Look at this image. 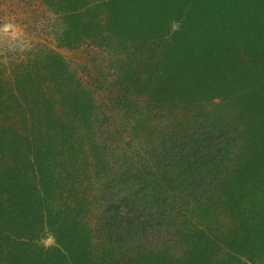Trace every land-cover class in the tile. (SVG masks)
Returning a JSON list of instances; mask_svg holds the SVG:
<instances>
[{"label":"trees","instance_id":"16d2710c","mask_svg":"<svg viewBox=\"0 0 264 264\" xmlns=\"http://www.w3.org/2000/svg\"><path fill=\"white\" fill-rule=\"evenodd\" d=\"M39 1L54 47L0 56V264H264V0Z\"/></svg>","mask_w":264,"mask_h":264},{"label":"rangeland","instance_id":"374dc122","mask_svg":"<svg viewBox=\"0 0 264 264\" xmlns=\"http://www.w3.org/2000/svg\"><path fill=\"white\" fill-rule=\"evenodd\" d=\"M57 27L56 16L39 0H0V56L21 54L25 49L35 46L48 45L53 48L52 32L56 31ZM56 51L76 75L86 83L85 85L91 87V91L103 110L107 111V108L113 110L115 107L106 99L110 95L106 85L109 86L114 74L108 53L88 46L74 50L56 49ZM153 116L159 117L157 120L161 117L168 118L167 121H155L154 125L157 128L166 126L168 134L165 138L169 140V125H171L169 111L162 112L161 110L159 113L154 110ZM185 124L189 128L194 127L198 130L202 122L196 119V121H186ZM185 124L179 128L186 129ZM105 141H107L106 137ZM157 143L161 141L157 140ZM112 148L115 149L113 146ZM41 243L44 246H52L54 240L46 233L43 234Z\"/></svg>","mask_w":264,"mask_h":264}]
</instances>
